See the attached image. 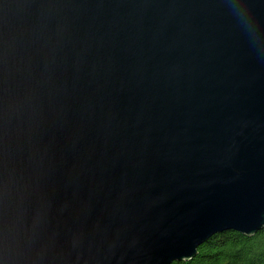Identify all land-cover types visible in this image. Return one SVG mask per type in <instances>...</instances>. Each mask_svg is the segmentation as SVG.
<instances>
[{
	"label": "water",
	"instance_id": "obj_1",
	"mask_svg": "<svg viewBox=\"0 0 264 264\" xmlns=\"http://www.w3.org/2000/svg\"><path fill=\"white\" fill-rule=\"evenodd\" d=\"M263 228L264 0H0V264Z\"/></svg>",
	"mask_w": 264,
	"mask_h": 264
},
{
	"label": "trees",
	"instance_id": "obj_2",
	"mask_svg": "<svg viewBox=\"0 0 264 264\" xmlns=\"http://www.w3.org/2000/svg\"><path fill=\"white\" fill-rule=\"evenodd\" d=\"M172 264H264V228L252 235L231 230L214 234L192 260Z\"/></svg>",
	"mask_w": 264,
	"mask_h": 264
}]
</instances>
